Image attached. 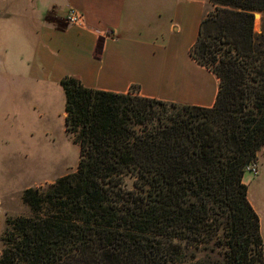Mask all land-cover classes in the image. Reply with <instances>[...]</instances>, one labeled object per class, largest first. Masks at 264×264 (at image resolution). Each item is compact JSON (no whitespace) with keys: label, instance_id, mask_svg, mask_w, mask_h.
<instances>
[{"label":"trees","instance_id":"trees-1","mask_svg":"<svg viewBox=\"0 0 264 264\" xmlns=\"http://www.w3.org/2000/svg\"><path fill=\"white\" fill-rule=\"evenodd\" d=\"M208 2L190 56L219 80L213 106L63 77L76 171L23 191L0 264H263L243 175L264 149V0Z\"/></svg>","mask_w":264,"mask_h":264},{"label":"crops","instance_id":"crops-1","mask_svg":"<svg viewBox=\"0 0 264 264\" xmlns=\"http://www.w3.org/2000/svg\"><path fill=\"white\" fill-rule=\"evenodd\" d=\"M207 5L208 0H0V37L12 38L14 30L28 42L23 71L12 75L21 81L9 83V98H31L41 119L47 97L63 92L60 80L73 76L95 90L210 108L219 80L190 56ZM71 8L82 14L81 24L66 23ZM259 155L264 158V150Z\"/></svg>","mask_w":264,"mask_h":264},{"label":"rangeland","instance_id":"rangeland-1","mask_svg":"<svg viewBox=\"0 0 264 264\" xmlns=\"http://www.w3.org/2000/svg\"><path fill=\"white\" fill-rule=\"evenodd\" d=\"M213 9L207 5V14ZM262 16L254 15L256 33ZM11 33L12 38L0 37V238L6 220L30 216L21 200L25 189H43L53 184L60 177L74 173L78 162V145L64 129L62 91L61 95L54 92L47 97L50 102L41 119L31 109V98L11 102L9 95L13 89L9 83L18 85L21 81L20 77L13 76L23 71L28 50V42L21 32ZM260 155L254 161L257 175L245 172L243 180L247 199L260 221L264 264V158Z\"/></svg>","mask_w":264,"mask_h":264},{"label":"built area","instance_id":"built-area-1","mask_svg":"<svg viewBox=\"0 0 264 264\" xmlns=\"http://www.w3.org/2000/svg\"><path fill=\"white\" fill-rule=\"evenodd\" d=\"M64 17H65L66 23H68L69 25L81 24V22L83 20L82 14L79 11L72 9V8L67 10ZM244 171L249 172L253 176L257 175L258 170H257V166H256L255 162L248 164L244 168Z\"/></svg>","mask_w":264,"mask_h":264}]
</instances>
